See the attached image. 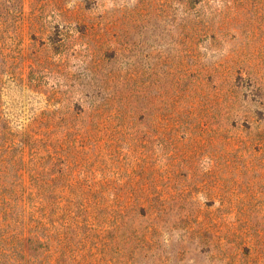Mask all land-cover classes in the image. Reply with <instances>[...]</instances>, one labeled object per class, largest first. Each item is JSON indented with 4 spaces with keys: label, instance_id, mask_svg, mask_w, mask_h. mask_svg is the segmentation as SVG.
<instances>
[{
    "label": "rangeland",
    "instance_id": "374dc122",
    "mask_svg": "<svg viewBox=\"0 0 264 264\" xmlns=\"http://www.w3.org/2000/svg\"><path fill=\"white\" fill-rule=\"evenodd\" d=\"M0 264H264V0H0Z\"/></svg>",
    "mask_w": 264,
    "mask_h": 264
}]
</instances>
